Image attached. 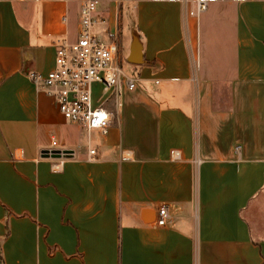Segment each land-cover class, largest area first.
<instances>
[{
	"label": "crops",
	"instance_id": "0c3cea01",
	"mask_svg": "<svg viewBox=\"0 0 264 264\" xmlns=\"http://www.w3.org/2000/svg\"><path fill=\"white\" fill-rule=\"evenodd\" d=\"M83 1L0 0V264H264V0H100L137 80L106 134L31 75Z\"/></svg>",
	"mask_w": 264,
	"mask_h": 264
},
{
	"label": "built area",
	"instance_id": "2783aa9c",
	"mask_svg": "<svg viewBox=\"0 0 264 264\" xmlns=\"http://www.w3.org/2000/svg\"><path fill=\"white\" fill-rule=\"evenodd\" d=\"M99 4L100 0L83 1L79 36L57 44L55 67L46 75H31L55 97L65 118L106 134L112 118L118 116L125 88L134 89L137 80L128 76L122 66L118 20L115 19L113 37L97 33L100 26L108 24V17L99 13ZM206 7V0L197 1V13ZM91 152L95 153V149ZM168 217V207L161 206L157 222L165 225Z\"/></svg>",
	"mask_w": 264,
	"mask_h": 264
},
{
	"label": "rangeland",
	"instance_id": "374dc122",
	"mask_svg": "<svg viewBox=\"0 0 264 264\" xmlns=\"http://www.w3.org/2000/svg\"><path fill=\"white\" fill-rule=\"evenodd\" d=\"M102 8H104V9L108 8V5L105 4V1L102 2ZM121 27H122V24H121ZM124 40H125V46L123 48L122 66H123V69H125V70L129 69L130 71H132V70H134L135 66L127 60V53H128V48H127L128 36H127V33H125V35H124Z\"/></svg>",
	"mask_w": 264,
	"mask_h": 264
},
{
	"label": "water",
	"instance_id": "95a60500",
	"mask_svg": "<svg viewBox=\"0 0 264 264\" xmlns=\"http://www.w3.org/2000/svg\"><path fill=\"white\" fill-rule=\"evenodd\" d=\"M132 50H133V53H134V56L132 57V60L131 62L133 63H140L141 62V58L139 57V50H140V46L138 45L137 42H133V45H132ZM138 53V54H137ZM52 156H61L62 155V150L60 149H54L52 150Z\"/></svg>",
	"mask_w": 264,
	"mask_h": 264
}]
</instances>
